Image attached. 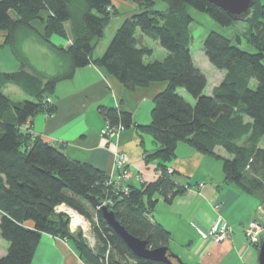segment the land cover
Returning a JSON list of instances; mask_svg holds the SVG:
<instances>
[{"label": "trees", "instance_id": "trees-1", "mask_svg": "<svg viewBox=\"0 0 264 264\" xmlns=\"http://www.w3.org/2000/svg\"><path fill=\"white\" fill-rule=\"evenodd\" d=\"M133 1L140 10L122 20L102 55L93 58V40L103 35L117 13L113 0H0V32L5 33L4 42L19 63L14 71L0 70V235L8 243L0 264H30L41 233L71 240L85 264H169L134 255L99 208L111 210L147 248L168 246L170 233L152 218L151 211L158 196L170 203L189 186L176 182L173 170L167 171L179 141L221 160L224 181L256 197L264 208V148L259 146L264 136V0H254L243 20L254 52L241 49L219 32L210 30L205 35V57L215 69L225 71L210 94L204 92L206 75L190 51L193 18L188 7L207 13L223 26L235 21L207 0H163L164 10L155 9L154 0ZM33 21L42 23L41 33ZM66 26L70 43L57 48L49 38L67 36ZM26 29L56 52L63 68L53 74L34 69L22 50ZM240 36L236 34L237 42ZM144 37L166 51L163 59L152 60L153 47ZM90 63L129 90L166 82L153 98L147 124L135 123L128 110L98 106L110 126H133L140 136L153 138L158 146L144 149L143 158L156 161L155 180L139 185L128 182V190L123 191L102 170L69 158L62 144L32 132L30 119L55 109L49 98L55 84ZM7 84L18 87L26 98L12 100L3 92ZM90 197L99 203L97 207ZM60 204L89 221L92 246L81 231L70 230L68 216L56 210ZM27 221L32 227L25 225Z\"/></svg>", "mask_w": 264, "mask_h": 264}, {"label": "crops", "instance_id": "crops-1", "mask_svg": "<svg viewBox=\"0 0 264 264\" xmlns=\"http://www.w3.org/2000/svg\"><path fill=\"white\" fill-rule=\"evenodd\" d=\"M32 26L38 33L43 31V25L38 21H33ZM66 29V41L52 34L49 42L57 48H66L70 43L68 26ZM23 33L26 35L22 49L34 69L49 74L55 73L34 66L23 44L34 41L45 46L60 63L56 52L43 43L32 30L26 29ZM4 40L5 33L0 32V70L14 71L19 67V63L12 57ZM143 41L153 48L158 46L146 37ZM105 48L98 54H94L93 49L92 57L101 56ZM159 50L160 59H163L166 51ZM1 54L6 57L3 58ZM193 61L203 72L202 67H205L211 74L219 76L209 90H206V84L204 92L210 94L213 87L224 77L225 71L213 69L208 61L202 62L204 66L194 58ZM205 75L208 83V76ZM165 85L166 82H152L146 87L129 90L105 69L90 63L76 68L70 78L58 81L49 95L55 106L54 111L51 114L38 112L29 123L35 135L47 142L62 144L69 158L87 162L112 178L118 173L114 165V153L117 150L123 151L127 154L130 168L135 175L132 182L135 185L150 182L156 178V161L145 162L143 152L144 149L152 151L158 145L149 134L140 136L133 126L117 134L103 135L101 131L105 119L98 112V106L128 110L135 123L147 124L151 119L153 98ZM3 92L6 95L12 92L16 97L11 98L14 101L26 97L12 84L5 85ZM169 166L176 182L189 185L183 194L175 196L170 203L158 196L151 211L152 218L170 233L168 246L171 252L177 254L185 264H257L255 250L258 244L255 247L245 240V229L251 222L256 221L263 228L261 238L264 237V208L259 200L242 192L235 185L226 183L218 161L200 153L186 142H177L175 156ZM221 224L230 226L231 235L221 242H213L206 232L210 226ZM25 225L32 227V222L27 221ZM7 249L8 243L0 235V257ZM30 264L85 263L71 240L41 233Z\"/></svg>", "mask_w": 264, "mask_h": 264}, {"label": "rangeland", "instance_id": "rangeland-1", "mask_svg": "<svg viewBox=\"0 0 264 264\" xmlns=\"http://www.w3.org/2000/svg\"><path fill=\"white\" fill-rule=\"evenodd\" d=\"M154 1H155L154 3L155 9L164 10L167 6L163 0H154ZM113 3L116 6L117 13L111 16L108 24L103 29V35L93 40L95 41L94 54H98L103 49V47H106L115 29L117 28V26H119V24L122 22L124 18L140 10L137 7L138 4L133 0H113ZM188 11L193 18V21L189 25L190 51L195 61L198 62L201 66H204L202 62L208 61L202 50V41L205 35L207 34V32L210 30L219 32L220 34L230 38L232 40V43L237 44L243 50H246L249 52L255 51V48L252 46V44H250L247 41L246 37H247L248 27L244 21H235L234 23L230 25L223 26L219 24L218 22H216L215 20H213L205 12L199 11L193 7H188ZM138 33L139 31L137 32V34ZM236 34L241 35L239 42H237L235 39ZM24 35L26 34L24 33ZM53 35L62 41L67 40V38H65L64 36H60L58 34H53ZM23 45H24V48L26 49L25 52L28 54L31 62L38 69L45 70L48 72H56V70H60L61 68H63V61L60 62L61 64L58 63L57 57L53 56L50 50H48L45 46L35 43L34 41L24 42ZM159 49L163 50V48L160 47L159 45L153 48L152 60L154 59L160 60L161 55L159 54V51H160ZM9 51L10 53H12L10 47H9ZM1 55L3 58L6 57L4 54H1ZM12 57L13 58L15 57L13 53H12ZM14 59L16 61V58ZM58 64H60V66ZM211 67L215 69L212 65ZM202 68L204 69L205 74H207L208 76V83H207L206 90L207 89L209 90V88L213 86V82H215L216 78H218L219 76L211 74L210 71L207 70L205 67H202ZM8 96L12 99L16 98L12 92L8 93ZM20 100H24V98ZM239 143H242V142L240 141ZM259 146L264 148V136L260 140ZM214 159L217 160L218 163L222 167L221 160L216 159V158ZM87 227H85L86 237L84 238L86 242L88 243V245L92 246L94 243L93 241L94 237L91 232V225ZM245 240H246V237H245ZM255 251H256V261H257L258 248Z\"/></svg>", "mask_w": 264, "mask_h": 264}, {"label": "water", "instance_id": "water-1", "mask_svg": "<svg viewBox=\"0 0 264 264\" xmlns=\"http://www.w3.org/2000/svg\"><path fill=\"white\" fill-rule=\"evenodd\" d=\"M213 3L217 7L221 8L225 13L231 17L233 21L245 20L250 12V7L254 0H207ZM94 206H98L99 203L90 197ZM102 218L105 222L118 234L131 252L137 257L147 258L157 261H165L169 264H185L181 258L171 252L169 246H160L157 248H147L144 240L137 238L128 233L125 228L115 219L111 210H108L106 206L99 208ZM64 213L62 210L58 211ZM258 264H264V238H261L258 243Z\"/></svg>", "mask_w": 264, "mask_h": 264}, {"label": "built area", "instance_id": "built-area-1", "mask_svg": "<svg viewBox=\"0 0 264 264\" xmlns=\"http://www.w3.org/2000/svg\"><path fill=\"white\" fill-rule=\"evenodd\" d=\"M123 126L121 124L117 126H110L108 121H105V125L101 131L103 135L109 136L113 134H117L123 130ZM114 165L117 168V175L115 178L110 177L111 180L114 181L116 185H120L123 191H127L128 182H131L134 178L133 171L130 168V162L127 154L123 151H115L114 153ZM167 171L170 173L172 171L171 168H168ZM57 211L62 210L64 214H66L69 218V228L70 230L76 231L79 230L82 232V235L86 237L85 227L89 226L90 223L85 219L81 214L77 213L75 210L70 207L60 204L56 208ZM88 228V227H87ZM263 232V228L256 221L251 222L245 229V237L248 243L250 244H258L261 239V234ZM206 235L213 242H221L224 239H227L231 235L230 226L227 224H221L220 226H210L206 232ZM94 241V240H93Z\"/></svg>", "mask_w": 264, "mask_h": 264}, {"label": "flooded vegetation", "instance_id": "flooded-vegetation-1", "mask_svg": "<svg viewBox=\"0 0 264 264\" xmlns=\"http://www.w3.org/2000/svg\"><path fill=\"white\" fill-rule=\"evenodd\" d=\"M256 245V244H255Z\"/></svg>", "mask_w": 264, "mask_h": 264}]
</instances>
